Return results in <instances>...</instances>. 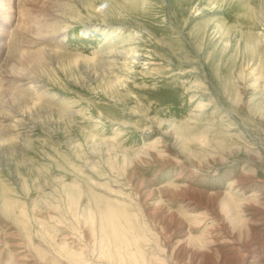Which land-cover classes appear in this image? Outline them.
<instances>
[{"label":"rangeland","instance_id":"rangeland-1","mask_svg":"<svg viewBox=\"0 0 264 264\" xmlns=\"http://www.w3.org/2000/svg\"><path fill=\"white\" fill-rule=\"evenodd\" d=\"M68 16L32 48L115 59L50 69L54 113L0 146V264H264V0Z\"/></svg>","mask_w":264,"mask_h":264},{"label":"bare ground","instance_id":"bare-ground-1","mask_svg":"<svg viewBox=\"0 0 264 264\" xmlns=\"http://www.w3.org/2000/svg\"><path fill=\"white\" fill-rule=\"evenodd\" d=\"M73 1L20 0L16 4L14 0H0V23L4 21L6 24H0V146L16 145L19 137H23L25 146L29 147L28 139L32 131L26 126L28 115L39 112L48 116L54 113V108L50 107L52 101L49 97L53 96L49 85L54 84L56 78L52 77L50 69L72 65L71 68L76 71L73 76H81L77 68L91 65L95 78L98 76L97 67L110 71L108 63L115 58H106L104 54L111 51H102L100 57L95 53L90 58H82L76 53L32 48L46 39L60 38L71 29L73 23L68 15ZM7 28H13L14 32ZM116 52L125 59L127 54L134 55V50L124 52L119 49ZM58 114L75 121L76 112L73 109L65 114L63 107Z\"/></svg>","mask_w":264,"mask_h":264}]
</instances>
